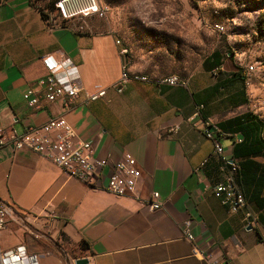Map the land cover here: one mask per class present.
Wrapping results in <instances>:
<instances>
[{
    "label": "crops",
    "instance_id": "1",
    "mask_svg": "<svg viewBox=\"0 0 264 264\" xmlns=\"http://www.w3.org/2000/svg\"><path fill=\"white\" fill-rule=\"evenodd\" d=\"M46 0H0V128L19 132L61 116L92 155L103 157L107 174L123 152L135 160L133 194L116 196L67 176L58 166L25 149L0 147V201L15 218L0 229V249L23 244L39 264H264V119L250 103L243 77L220 51L204 57L184 85L129 82L111 87L119 71L115 37L96 32L81 19L50 25ZM68 58L79 72L82 91L65 110L54 101L33 108L21 94L46 74L42 58ZM129 70L132 69L129 64ZM245 75V74H244ZM160 77V76H158ZM105 88L85 103L86 94ZM206 120L227 157L238 159L236 181L246 208L230 212L212 194L219 178L215 157L194 115ZM176 126L168 133L167 129ZM159 134V135H158ZM159 193L160 207L145 199ZM190 219L202 257L191 254L180 224Z\"/></svg>",
    "mask_w": 264,
    "mask_h": 264
},
{
    "label": "built area",
    "instance_id": "2",
    "mask_svg": "<svg viewBox=\"0 0 264 264\" xmlns=\"http://www.w3.org/2000/svg\"><path fill=\"white\" fill-rule=\"evenodd\" d=\"M54 7L65 20L75 16L92 13L97 17L105 14L106 7L98 5L95 0H56ZM50 25H55L54 20L47 18ZM216 30H222L220 24H213ZM120 57L119 71L116 78L110 82L115 92L120 93L129 82H155L168 85H184L185 80L176 74H168L152 78L146 73L129 70L130 57L128 48L115 38ZM46 74L35 80V88H27L22 92V99L33 108L44 104L59 101L65 110H68L78 93L82 91V83L76 65L68 58L54 60L51 56L42 58ZM253 70L252 65H247L245 73ZM105 88L86 94L85 103L103 97ZM261 103H264L263 101ZM201 105L196 106L194 115L198 117L203 135L213 142L212 150L200 162L203 167L207 161L215 157L216 169L219 178L211 187L212 194L225 205L230 212L243 209L244 219L250 226L257 224L256 215L246 208L245 195L239 187L236 176L239 170L237 158L227 157L221 145L213 139V132L209 129L206 120L199 115ZM176 126L167 129L168 133L176 130ZM159 135V134H158ZM9 146L12 149L25 148L47 159L58 166L67 176L73 177L92 188H101L116 196L133 194L138 170L134 158L123 152L114 161L107 174L102 169L107 165L103 157L92 155L90 140L78 137L67 121L61 116L49 117L44 122L36 125H27L17 132L13 128H0V147ZM149 210L160 207L159 193L155 190L149 192L145 199ZM15 218L13 209L0 201V229L8 220ZM183 239L191 245V254L202 257L201 250L195 243L190 219H185L180 224ZM39 255L28 251L23 244H18L7 249H0V264H39ZM210 264H228L226 261H214Z\"/></svg>",
    "mask_w": 264,
    "mask_h": 264
},
{
    "label": "rangeland",
    "instance_id": "3",
    "mask_svg": "<svg viewBox=\"0 0 264 264\" xmlns=\"http://www.w3.org/2000/svg\"><path fill=\"white\" fill-rule=\"evenodd\" d=\"M54 2L46 0L42 6L45 16L57 23L64 19ZM95 2L106 7L104 16H75V24L82 19L96 32H110L119 39L129 50L132 69L150 77H186L198 70L204 57L220 51L243 77L248 76L249 84L243 82L242 87L264 119V0ZM247 65L253 70L246 74Z\"/></svg>",
    "mask_w": 264,
    "mask_h": 264
},
{
    "label": "water",
    "instance_id": "4",
    "mask_svg": "<svg viewBox=\"0 0 264 264\" xmlns=\"http://www.w3.org/2000/svg\"><path fill=\"white\" fill-rule=\"evenodd\" d=\"M85 259H83V258H79V259H75L74 260V264H83V263H85Z\"/></svg>",
    "mask_w": 264,
    "mask_h": 264
},
{
    "label": "trees",
    "instance_id": "5",
    "mask_svg": "<svg viewBox=\"0 0 264 264\" xmlns=\"http://www.w3.org/2000/svg\"><path fill=\"white\" fill-rule=\"evenodd\" d=\"M50 5H52L51 3H50ZM52 7V6H51ZM41 15L43 16V17H46L45 16V14L41 11ZM239 74V71L237 70L236 72H234V75H237V76H240V75H238ZM161 77V76H160ZM180 78H182L181 76H179ZM152 78H156V77H152Z\"/></svg>",
    "mask_w": 264,
    "mask_h": 264
}]
</instances>
